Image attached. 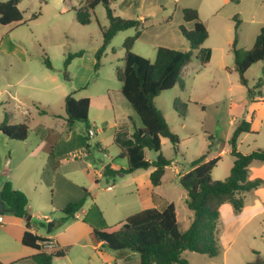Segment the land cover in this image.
<instances>
[{
	"label": "rangeland",
	"instance_id": "374dc122",
	"mask_svg": "<svg viewBox=\"0 0 264 264\" xmlns=\"http://www.w3.org/2000/svg\"><path fill=\"white\" fill-rule=\"evenodd\" d=\"M81 1L20 0L19 8L25 19L31 18L38 12H41V15L36 20L16 27L4 41V45L9 49H12L13 45L20 47V53H14V56L30 58L32 61L30 72L34 75L40 76V70H43L59 77L60 84H52L50 92L44 93L39 89L30 92L33 98H37L36 101L41 102L43 108L65 117V97L67 95L76 92L73 95L76 99L90 95L98 101L101 96L109 95L108 100L110 99L112 107L109 106L103 110L100 109L102 107L99 104H96L91 107L88 117L90 129L105 128L104 133L99 135L101 141L96 136L86 139V124L84 122H77L74 128L68 132L71 138L66 151H74L77 152V156L80 155L79 158H74L71 155L74 160L61 166V171H69L67 175L69 178L80 177L78 170L81 171L82 177H87L84 171L87 162H91L97 169H101L105 163L111 164L113 160H117L116 164L119 163L118 144L131 139L135 127L141 125L138 116L121 94L122 84L116 76V68L123 66V43L128 36L135 34V29L121 31L113 38L101 59V67L95 71V55L103 41L100 27L108 26L109 19L105 7L100 4L94 10L92 22L88 25H81L77 22L73 10V7L79 5ZM210 3L211 0H182L179 6L190 5L198 9L200 15L205 18L209 12ZM112 8L115 15L123 18L141 19L142 25L148 28L150 35L153 30L157 31L165 27L168 16H174L175 23L179 19V10L174 9L168 0H117L113 3ZM240 8L250 11V14L249 16L245 14L238 16V20H241L239 34L241 35V45H243V48L238 49H249L245 47L252 39L250 37L258 32L257 26L259 24L262 25L261 27L264 26V0H233L232 3H228L221 9L219 17L229 16ZM252 12L258 15L254 24L248 19ZM228 23L224 20L219 28L213 29L210 41L205 45L204 50L194 51L191 64L185 67L181 74L184 88L178 84L175 88L160 93L155 100L156 106L167 119L172 131L180 137L178 150L167 140L162 144V154L171 160V167L167 171L166 185L173 189L172 196L178 203L179 225L182 230L188 228L185 211L189 213L191 210L187 206H183L186 190L179 184H175L173 187L174 184L170 181V177L173 175L172 171L190 169L195 159L202 155L208 158L210 150L213 154H218L222 149H225L226 153L212 170L213 180L225 179L233 164L230 140L237 123L242 119L252 121V131L258 134H242L238 142L239 150L248 154L258 148L264 149V84L258 89H254L259 79L263 77L264 60L252 65L245 74L249 88L254 89L255 98L260 100V102L254 103L249 97L247 89L240 84L239 75L234 70L232 46L224 41L223 34H221V30H225L229 26ZM234 23H236L235 20ZM5 32H9V29H6ZM162 40V38L138 40L134 45L133 52L154 61L158 47L156 42H162ZM170 44L174 48L189 49V44L184 37L182 43L174 40ZM209 44L213 48L211 60L205 59L207 48H211L208 46ZM80 50L84 51V55L74 59L66 67L67 56ZM8 55L11 54L0 50V58ZM44 57L50 59L52 70H48L44 65ZM22 90L26 93L29 92L24 87ZM176 98H180L186 104V116L183 119L173 108ZM105 102L107 105V100ZM29 105L31 106L28 111L35 113L36 118L42 120L46 125L45 127L42 123L41 133L47 129L45 135L47 133H52L54 136L56 134L67 135L64 118L55 117L52 113L40 116L35 105L31 102ZM13 114L15 116L17 114L19 117L20 112L15 109ZM115 117L117 127L114 126ZM38 128V125L32 124L30 129V131L32 130V139L36 135L40 136V133L36 134ZM120 128L123 130V135L117 140L115 131H119ZM5 141L8 146L23 147L17 140ZM97 144L103 146L106 152L98 150ZM87 145L92 147V155L89 157H85L81 153L82 151L86 152ZM83 146L85 148L81 149ZM4 150L7 157L11 149L6 146ZM146 157L155 160L157 153L153 150H146ZM114 168H117L114 174L116 182L121 181L118 176L123 173L121 165L114 166ZM90 172L93 173V170ZM259 173L263 174L264 172L260 171ZM252 174H254V165L250 168L249 177ZM60 185L58 174L57 178H54V190L49 191V202H54L53 204L56 206L61 204ZM89 186H95V182H90ZM90 192H92V188ZM99 192L101 196L107 197V193L102 187ZM243 198L245 204H250L255 199L264 204V185L259 187V192L253 190L243 193ZM62 209V207L56 208L55 212L50 214L51 219L46 223L55 222V230L65 222V214ZM229 218L230 216L227 217V220L234 224L233 218L230 220ZM37 221L35 215L32 220L33 225L46 234L47 227L40 226ZM226 224V216H221L216 226L215 240L219 247L216 255L188 251L183 254V257L188 260L189 264H247L256 260L257 253L264 258V212L256 215L250 224H247L233 237L228 234ZM102 251L104 253L99 255L104 262L110 261L114 264H138L139 262V255L130 250L113 251L107 248Z\"/></svg>",
	"mask_w": 264,
	"mask_h": 264
},
{
	"label": "trees",
	"instance_id": "16d2710c",
	"mask_svg": "<svg viewBox=\"0 0 264 264\" xmlns=\"http://www.w3.org/2000/svg\"><path fill=\"white\" fill-rule=\"evenodd\" d=\"M115 1L117 0H84L79 7H73V10L77 22L88 25L92 22L94 10L100 4L106 9L109 25L100 27L103 41L95 55V71L101 67V59L113 38L121 31L136 30L134 35L125 39L123 66L116 68L117 79L122 84L121 94L141 122L139 127H135L132 138L125 140L120 146L119 157L126 159L128 165L126 169H121V172L127 174L137 169L152 168L150 180L154 187H158L163 183L166 168L171 165V160L162 154V140H168L178 150L180 137L172 131L167 119L156 106L155 100L160 93L171 90L178 84L184 88L182 71L192 62L194 51L204 50L203 45L209 37V32L198 9L185 7L182 9L183 21L192 23V28L181 24L179 30L186 38L189 49L158 46L155 60L151 61L133 52L134 45L142 34L141 20L115 15L112 8ZM40 15L41 12H38L31 18L25 19L19 8V0L0 1L2 26L12 24L21 26L36 20ZM234 20L236 22L235 39L232 45L234 70L239 75L240 84L247 89L249 97L254 101L256 96L254 89L264 84V67L263 77L259 79L254 89L249 88L245 74L252 65L264 60V26L261 27L251 48L238 49L240 21L238 18ZM83 55V50L70 53L65 60V66L68 67L74 59L81 58ZM44 64L48 69H53L48 57H44ZM90 105L91 100L88 97L76 99L73 94L65 97L64 119L67 131L70 132L77 122H84L87 140L90 139L88 125ZM36 107L40 114L50 112L40 103H37ZM173 108L180 118H185L186 104L180 98L175 99ZM0 131L8 138L17 141H25L29 135V127L25 123L14 125L2 123ZM242 134L257 135L252 131L251 121L242 119L233 131L230 140L233 165L225 179H212V170L220 160V156L204 162L205 155L195 159L191 164L192 169L179 178L180 185L187 192L188 208L193 212L192 222L187 229L180 228L176 206L170 203L162 210L147 209L105 228H94L91 233L94 242L103 244L114 251L130 250L137 253L138 264H189L183 257V254L188 251L215 256L219 249L215 236L221 206L228 203L232 205L234 212L240 213L245 206L243 193L264 185L263 178L249 179L250 165L254 161L264 162V149L258 148L248 154L239 151L238 142ZM96 146L99 147L98 144ZM89 149L90 145H87L85 150L89 151ZM146 150L156 152L157 158L152 161L146 159ZM53 157L54 154L51 152L50 160ZM113 173L115 172L110 166L105 167V175ZM87 196L90 194L85 191L81 199L68 203L62 209L65 221L75 218L76 213L83 208ZM0 198L5 202L8 211L16 217L29 216L28 196L23 191L15 189L10 181H6L1 187ZM43 226L48 229V224ZM30 228L31 224L27 222L22 243L37 252L21 260H26L27 264H52L55 258L65 256V250L59 248L47 252L42 245V242L47 239L32 233ZM248 264H264V260Z\"/></svg>",
	"mask_w": 264,
	"mask_h": 264
},
{
	"label": "crops",
	"instance_id": "0c3cea01",
	"mask_svg": "<svg viewBox=\"0 0 264 264\" xmlns=\"http://www.w3.org/2000/svg\"><path fill=\"white\" fill-rule=\"evenodd\" d=\"M83 1L84 0H82L79 5L75 7H79ZM168 1L174 7V9L179 10L178 22L175 23L174 16H168L165 27L157 31L153 30L152 35H150L151 33L148 32V28L144 27L141 21L142 34L138 40H143L146 38H162V42H156V44L158 46L166 47H173V45L170 43L174 40L180 41L182 43L183 36L179 32V26L181 24H185L188 28H192V23H184L182 9L191 6L187 4L184 6H179L180 1L182 0ZM232 2L233 0H211L209 12L206 17L203 18L200 15V17L204 20L209 32V37L204 43L203 48L210 41L213 29L219 28L223 24L224 20L229 22V26L226 27L225 30H221V34H223L224 41L228 45H233L235 39L234 19L244 14L249 16L250 11L240 8L229 14V16L219 17L221 9L228 3ZM257 18L258 15L252 12L251 17L248 19L252 24H254ZM261 26L262 25L260 24L257 26L258 32ZM16 27L18 26L14 24L8 26H2L0 24V50L2 52L11 54L6 57L1 56L0 58V125L2 123H6L7 125L25 123L29 127V135L25 141H19L23 147H15L12 145H6L5 140L12 141V139L8 138L0 131V190L6 181H10L15 189L23 191L29 199L27 210L28 215L31 218L29 220V216L27 218H19L9 211L3 213L4 223L0 224V264H12L14 262H17L16 264H27L26 260L21 259L28 258L36 254L37 250L25 246L22 243L27 222H30L31 224L30 230L32 233L44 239H51L57 244V248L65 250V256L55 258L52 264H114L110 261L104 262L102 260L99 254L104 253L102 250L107 249V247H105L103 244H96L94 242L91 234L93 229H102L106 226L116 224L117 222L133 214L147 209L156 208L158 210H162L170 203H174L176 206L177 218L179 222L178 203L172 196L173 189L169 185H166L167 171L171 165L166 168V172L163 177V183L158 187H154L150 180V175L153 170L152 168L137 169L131 173L118 174V176L121 178V181L116 182L117 180L114 178V174L116 173L117 168H114V166L116 167L117 165H121V169H126L128 166L127 160L120 157L119 163L116 164L117 160H113L111 164H103L101 169H97L92 165L91 162H87L85 164L86 168H84L87 177H82L80 170H78L80 177H67L69 171H61V166L66 162H72L74 160L73 157L79 158L80 156H77V152L66 151L68 150L71 136L68 135L67 130H65V132H67L66 136H62V134H56L54 136L52 133H47L45 135L44 133L47 131V129H44V132L41 133V128L43 124L45 125V123L42 120L37 119L35 113L28 111L29 107L31 106L29 105L30 102L35 105L36 109L37 103L41 104V102L36 101L37 98L32 97L30 92H34L36 89L42 90L44 93L50 92L52 84L59 85L60 79L59 77L54 76L52 73H48L49 71L43 70H40V76L34 75L32 72H30V65L32 61L29 57H17L13 55L14 53H20V47L13 45V48L9 49L4 45L5 38L9 35V33H13L12 31H14ZM6 29H9V32H5ZM258 32L254 34V36L250 37L252 39L245 48H251L253 46ZM154 35L158 37H155ZM208 46L211 48H207L205 59L211 60L213 56V48L211 44ZM237 48H243V45H241L240 34L237 42ZM22 87L29 90V92L26 93L24 90H22ZM75 93L76 92H73L71 94L74 95ZM81 97L90 98V111L91 107L96 104H99L102 107L100 109L103 110L106 107H112L110 99L108 100V94L101 96L99 101L90 95H84ZM104 98H107L105 99L108 102L107 105ZM258 102H260V100L254 97V103ZM15 109L20 112L19 117H17V114L16 116L13 114V110L15 111ZM49 113H52L55 117L64 118L58 114H55L54 112L50 111ZM38 114L40 116L43 115L40 114L39 111ZM114 120V126L117 127L118 125L116 117ZM32 124L38 125L39 128L36 130V134L40 133V136L36 135L34 139L31 138L32 130L30 131ZM104 129V127L100 129L96 127V137L100 141L101 139L99 138V135L104 133ZM122 132V128H120L119 131H115V137L117 140L121 135H123ZM255 133L258 134L257 132ZM116 134H118V136H116ZM166 141L167 140L163 139L162 144ZM123 142L118 144L119 153L121 151L120 146ZM6 146L11 149V152H9L7 157L4 154V148ZM84 148L85 147L83 146L81 149ZM91 149L92 147L90 146L89 151H82L81 153L83 156L89 157L92 155ZM97 149L106 152L105 148L101 145H99ZM51 152L54 154L52 160H50ZM225 153V149H222L218 154H213L212 150H210L209 156L208 158H205L204 162H207L218 156H220L221 160V157ZM148 160L152 161L151 159ZM125 164L127 166H124ZM253 165L254 174H252L249 179H254L257 177H262L264 179V173H259L260 171L264 172V162L254 161L250 165V168ZM106 166H110L115 173L108 176L105 175L104 169ZM191 169L192 166L187 170L175 169L172 171L173 175H171L170 181L173 182V187H175V184L180 185L179 178ZM92 170L93 173L90 172ZM58 174L60 176L61 184L59 186L61 199V204H59L60 206L54 205V202H49V191L53 189L54 178L56 179ZM92 181L95 182V186L93 187L89 186L90 182ZM109 186H112L111 190L108 189ZM100 187H102L107 193V197L101 196L99 192ZM91 188L92 192H90ZM85 191H87L90 196H87L83 208L76 213L74 219L69 220L68 222L65 221L64 223L66 224L63 223L59 229L55 230L56 226L54 222V228L52 232L49 233L47 230V233L45 234L33 225L32 220L35 215L38 219L37 223L40 226H43L47 223L45 217L50 220V214L54 213L56 208H64L68 203L81 199L85 195ZM255 191L259 192V188ZM183 203V206L188 207L187 193L183 197ZM262 212H264V204H262L260 200L255 199L250 204H245L243 210L238 213V215H235L236 213L234 212L232 205L228 203L222 205L220 208V217L226 216V230L228 231V234L233 237L237 235L239 231L247 224H250L256 215ZM185 215L188 221L187 227H189L192 222L193 213L192 211L189 213L185 211ZM229 216V220L233 218L232 222L234 224H231V222L227 220V217ZM45 250L47 252L53 251L46 248ZM263 260V256L257 253V258L254 262Z\"/></svg>",
	"mask_w": 264,
	"mask_h": 264
},
{
	"label": "built area",
	"instance_id": "2783aa9c",
	"mask_svg": "<svg viewBox=\"0 0 264 264\" xmlns=\"http://www.w3.org/2000/svg\"><path fill=\"white\" fill-rule=\"evenodd\" d=\"M96 136V130L94 129H90L89 130V137H95ZM109 190L112 189V186H109L108 187ZM45 220L46 221H49V219L47 217H45ZM4 223V217H3V214L0 213V224H3ZM42 245L44 247V249H50V250H54L57 248V244L52 241L51 239H47L45 241L42 242Z\"/></svg>",
	"mask_w": 264,
	"mask_h": 264
},
{
	"label": "water",
	"instance_id": "95a60500",
	"mask_svg": "<svg viewBox=\"0 0 264 264\" xmlns=\"http://www.w3.org/2000/svg\"><path fill=\"white\" fill-rule=\"evenodd\" d=\"M7 211H8V209H7V207H6L5 202L2 201L1 198H0V213L3 214V213H5V212H7ZM30 218H31V217L29 216V217H28V220H29ZM53 228H54V222H49V223H48V229H47L48 232H49V233L52 232Z\"/></svg>",
	"mask_w": 264,
	"mask_h": 264
}]
</instances>
